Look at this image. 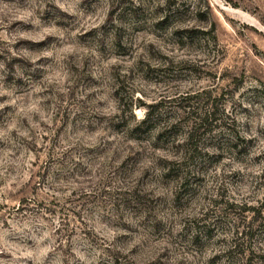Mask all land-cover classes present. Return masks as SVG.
Instances as JSON below:
<instances>
[{"label":"rangeland","instance_id":"obj_1","mask_svg":"<svg viewBox=\"0 0 264 264\" xmlns=\"http://www.w3.org/2000/svg\"><path fill=\"white\" fill-rule=\"evenodd\" d=\"M0 264H264V0H0Z\"/></svg>","mask_w":264,"mask_h":264},{"label":"trees","instance_id":"obj_2","mask_svg":"<svg viewBox=\"0 0 264 264\" xmlns=\"http://www.w3.org/2000/svg\"><path fill=\"white\" fill-rule=\"evenodd\" d=\"M149 113L147 112L145 114V116L138 122H136L130 129L129 131L130 132H133V133H137L138 130H144V131H140V132H147L148 130V122H149ZM248 210H252L250 208L247 209Z\"/></svg>","mask_w":264,"mask_h":264}]
</instances>
